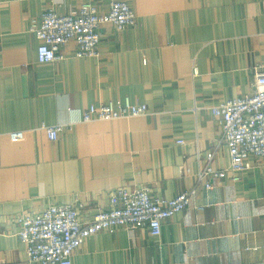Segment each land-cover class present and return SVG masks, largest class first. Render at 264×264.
Wrapping results in <instances>:
<instances>
[{
  "label": "crops",
  "instance_id": "crops-1",
  "mask_svg": "<svg viewBox=\"0 0 264 264\" xmlns=\"http://www.w3.org/2000/svg\"><path fill=\"white\" fill-rule=\"evenodd\" d=\"M93 1L108 12V0ZM129 2L136 26H102L99 58H77L72 42L63 61L42 65L34 28L46 0H0V264L26 262L19 216L71 204L91 220L119 188H148L167 200L192 189L221 132L212 108L255 91L264 72V0ZM81 3L56 8L65 14ZM126 101L150 114L81 122L92 105ZM42 125L73 127L52 143ZM12 132L25 138L13 142ZM229 164L222 146L214 166ZM252 165L212 190L200 184L160 237L102 232L73 264H264V167Z\"/></svg>",
  "mask_w": 264,
  "mask_h": 264
},
{
  "label": "built area",
  "instance_id": "built-area-1",
  "mask_svg": "<svg viewBox=\"0 0 264 264\" xmlns=\"http://www.w3.org/2000/svg\"><path fill=\"white\" fill-rule=\"evenodd\" d=\"M61 1L46 0L40 26L34 28L39 41L38 63L42 65L63 61V49L72 42L77 46V58H99L102 26L112 24L116 30L123 31L137 24L129 0H108L106 13L93 0H82L77 8L59 14L56 7ZM149 114L145 104L100 103L90 106L81 122H111ZM212 115L221 128L220 136L201 163L192 189L167 200L148 188H119L110 194L109 209L99 211L91 220H81L82 206L71 204L52 205L40 213L19 216L15 223L19 227L18 238L26 247L25 264H73L74 256L86 241L102 232L145 229L158 238L166 220L192 206L200 184L212 190L215 182H222L229 174L250 170L254 162L264 167V72L257 74L253 94L214 106ZM72 127L42 125L39 130L55 143ZM8 137L18 142L25 138V132H12ZM178 144L183 145L184 141ZM222 146L228 149L230 164L219 169L214 166V160Z\"/></svg>",
  "mask_w": 264,
  "mask_h": 264
}]
</instances>
